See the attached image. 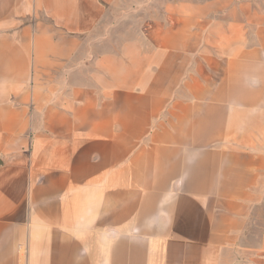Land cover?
Returning <instances> with one entry per match:
<instances>
[{"label": "crops", "instance_id": "0c3cea01", "mask_svg": "<svg viewBox=\"0 0 264 264\" xmlns=\"http://www.w3.org/2000/svg\"><path fill=\"white\" fill-rule=\"evenodd\" d=\"M135 5L0 0V264H264L249 4L98 37Z\"/></svg>", "mask_w": 264, "mask_h": 264}, {"label": "rangeland", "instance_id": "374dc122", "mask_svg": "<svg viewBox=\"0 0 264 264\" xmlns=\"http://www.w3.org/2000/svg\"><path fill=\"white\" fill-rule=\"evenodd\" d=\"M213 0H137L130 11L126 13H109L103 21L98 37L109 40H124L135 36H147L150 31L160 24H168L174 27L178 23H186L184 15L185 7L192 6L193 3L206 5ZM247 1L248 20L244 23L245 38L248 39L250 47L264 45V0H244ZM233 30L232 38L236 36ZM110 44H100L99 51L112 49ZM264 54V52H263Z\"/></svg>", "mask_w": 264, "mask_h": 264}]
</instances>
